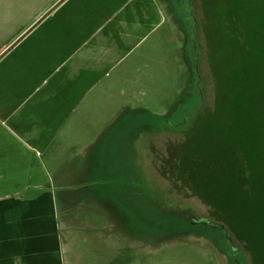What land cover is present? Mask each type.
I'll use <instances>...</instances> for the list:
<instances>
[{
    "label": "rangeland",
    "instance_id": "1",
    "mask_svg": "<svg viewBox=\"0 0 264 264\" xmlns=\"http://www.w3.org/2000/svg\"><path fill=\"white\" fill-rule=\"evenodd\" d=\"M86 1L96 15H51L50 37L33 31L0 58V172L36 173L38 164L50 171L67 264H237L217 240L182 236L184 224L162 221L154 203L185 217L210 213L168 193L152 147L170 125L187 126L183 140L196 144L185 159L173 148L175 175L234 228L245 221L264 238V0H191L198 65L181 0ZM217 22L219 63L208 41ZM198 125L205 130L196 133ZM49 127V148L31 141ZM241 167L252 188L245 198ZM262 242L252 251L233 246L244 264H264Z\"/></svg>",
    "mask_w": 264,
    "mask_h": 264
},
{
    "label": "crops",
    "instance_id": "2",
    "mask_svg": "<svg viewBox=\"0 0 264 264\" xmlns=\"http://www.w3.org/2000/svg\"><path fill=\"white\" fill-rule=\"evenodd\" d=\"M88 4L86 0H0V58L33 31L50 37L51 15H96L99 11L86 10ZM106 7L105 1L99 8ZM117 9L112 13L119 14ZM36 135L41 140L31 141L49 148L50 127L47 133ZM47 161L50 164L49 157ZM5 162L3 159L0 164ZM12 163L17 165L10 160L4 166L12 171L14 166H8ZM43 169L38 164L36 173L0 172V264L68 262L60 234L62 218L50 189L54 178Z\"/></svg>",
    "mask_w": 264,
    "mask_h": 264
},
{
    "label": "flooded vegetation",
    "instance_id": "3",
    "mask_svg": "<svg viewBox=\"0 0 264 264\" xmlns=\"http://www.w3.org/2000/svg\"><path fill=\"white\" fill-rule=\"evenodd\" d=\"M183 2L182 8L185 10V13H187L186 9V2L185 0H181ZM173 6H175L176 2L175 0L170 1ZM194 8V14L196 16L197 20V40H198V26H199V20L198 16L196 13V8L193 5ZM192 23V21H191ZM194 51V50H193ZM195 55V54H194ZM195 64V62H194ZM195 90V89H194ZM198 93L202 94V92H199L198 90H195ZM193 93V91H192ZM196 125H193L191 128L195 127ZM172 129H167L164 132L160 134V139L157 142H154V146L152 147V153L156 155V157L160 158V166L158 167L159 170V175L160 178L166 183L168 186V193L173 196V197H182L185 199H192L195 198L197 199L203 207H205L209 211V215H193L191 217H185L183 215H178L175 214L171 209H166L165 207H161L158 203H154L153 205L156 207V209L159 208V210L163 211L165 214V218L162 221H172L175 223H182L185 225L187 228L186 231L188 234H184L182 236H187V237H196L199 240H208L213 242L214 240H217L218 243H220V248L223 252L228 253V249L231 250L232 252L229 253L231 255H234V261L236 260V263L238 262L239 264H244V255L243 256H237V253L240 252L241 250H237L233 246L234 242L240 241L243 243H247V238L248 235L252 234V230L248 225L245 223V221H241L240 228L241 230L239 231L240 234L235 235L232 231L228 232L229 234L227 236L222 235L221 233L218 234V231L221 227L225 226H230L231 228L234 227L233 223L229 221L228 223V216L226 214H223L221 211L223 210L220 208L218 205L211 201H205L201 199L188 185H186L180 176L175 175L174 173V167L172 166V157H173V148L174 147H182L180 150V158L185 159L188 152L193 151L192 148L195 147L196 141H192L191 143L193 145L188 144V141H191L189 137L186 140H183L186 135L188 134L189 130L186 128L183 123L179 124H172L170 125ZM199 129L196 131L197 132H203L205 130V126L203 125H198ZM207 127V126H206ZM166 132H171L172 135H170L169 138L167 139H161L162 136ZM159 145V146H158ZM208 151V150H207ZM208 162H212V159L209 157L207 158ZM240 167V166H239ZM209 171L213 170V166H209ZM239 175V183L242 185L240 186V193H242V197H246L245 195L251 194L252 190L251 187H249V176L248 173H246V168L241 167L240 172H238ZM248 178V179H247ZM246 179H247V185H246ZM251 196V195H250ZM180 219H177L176 217L178 216ZM176 216V217H175ZM235 218V217H234ZM229 224V225H228ZM196 231V233H193ZM182 234V233H181ZM180 234V235H181ZM229 245L230 247H228ZM243 253V252H242ZM245 254V252L243 253ZM237 257V258H235ZM238 259V260H237ZM237 263V264H238Z\"/></svg>",
    "mask_w": 264,
    "mask_h": 264
},
{
    "label": "trees",
    "instance_id": "4",
    "mask_svg": "<svg viewBox=\"0 0 264 264\" xmlns=\"http://www.w3.org/2000/svg\"><path fill=\"white\" fill-rule=\"evenodd\" d=\"M227 2V0H223V6H224V4ZM212 3H213V1H209V6L207 7L208 8V12H205L204 11V14L206 15V17L208 16V18L210 17H212L213 15H217V12L215 13V11H216V9H214L213 8V6H212ZM220 5V4H219ZM230 10V9H229ZM226 15H230V14H232V11L230 10V11H228V13H225ZM219 15H222L221 13L219 14ZM221 25H220V22H217V24L215 25V28H214V30H213V32H211V33H209V36H208V41H209V44L210 45H212L213 47H214V49H213V51H215V54H214V59L219 63L220 62V57H221V54H222V40H223V33L221 32ZM191 32H192V30H190V33H188L186 36H187V39H188V41H189V43H190V48H191V50H192V58H191V62H192V65H194V61H195V55H194V51H193V47H192V44H191ZM206 33H207V31H206ZM224 50V49H223ZM212 54H213V52H212ZM213 59V60H214ZM211 63V62H210ZM221 68V67H220ZM218 70H219V68H218ZM221 73V72H223V71H218V73ZM221 84L224 86V87H226V88H228L227 86H229V84L227 83V82H219L217 85H218V88H220V86H221ZM218 94V93H217ZM224 101H225V98H224ZM223 101V102H224ZM223 102H221V104L223 103ZM220 107V106H219ZM219 107H218V111L220 110L219 109ZM251 190H252V188H251ZM231 231L235 234V235H237V237H238V235L240 234V230H238L236 227L234 228V227H232V229H231ZM257 233L255 232V235H256ZM255 235L253 234V231H252V234L251 235H248V238H247V246H248V248L250 249V251H252V250H255L257 247L256 246H258L259 245V243L261 244V246H262V244H263V242L262 241H264V238L263 237H258L257 235H256V237H255ZM264 256V255H263ZM257 259V258H256Z\"/></svg>",
    "mask_w": 264,
    "mask_h": 264
},
{
    "label": "water",
    "instance_id": "5",
    "mask_svg": "<svg viewBox=\"0 0 264 264\" xmlns=\"http://www.w3.org/2000/svg\"><path fill=\"white\" fill-rule=\"evenodd\" d=\"M185 2H186V9H187L188 17L192 21L191 44H192V47L195 53L196 64L198 65L199 60H200V53H199V46H198V41H197V20L194 14V8L192 6L191 0H185Z\"/></svg>",
    "mask_w": 264,
    "mask_h": 264
}]
</instances>
